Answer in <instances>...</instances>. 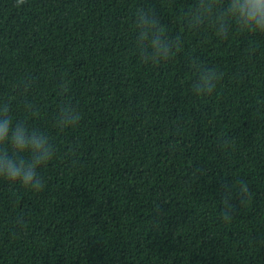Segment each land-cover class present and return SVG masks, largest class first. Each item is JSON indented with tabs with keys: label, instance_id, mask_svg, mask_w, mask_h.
<instances>
[{
	"label": "trees",
	"instance_id": "1",
	"mask_svg": "<svg viewBox=\"0 0 264 264\" xmlns=\"http://www.w3.org/2000/svg\"><path fill=\"white\" fill-rule=\"evenodd\" d=\"M0 264H264V0H0Z\"/></svg>",
	"mask_w": 264,
	"mask_h": 264
}]
</instances>
